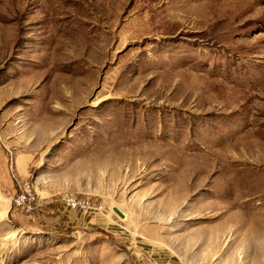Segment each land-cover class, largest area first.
I'll return each mask as SVG.
<instances>
[{
	"label": "rangeland",
	"instance_id": "1",
	"mask_svg": "<svg viewBox=\"0 0 264 264\" xmlns=\"http://www.w3.org/2000/svg\"><path fill=\"white\" fill-rule=\"evenodd\" d=\"M0 264H264V0H0Z\"/></svg>",
	"mask_w": 264,
	"mask_h": 264
},
{
	"label": "built area",
	"instance_id": "2",
	"mask_svg": "<svg viewBox=\"0 0 264 264\" xmlns=\"http://www.w3.org/2000/svg\"><path fill=\"white\" fill-rule=\"evenodd\" d=\"M68 203L73 208H81L84 210H90L92 208V204L89 200L68 199Z\"/></svg>",
	"mask_w": 264,
	"mask_h": 264
},
{
	"label": "water",
	"instance_id": "3",
	"mask_svg": "<svg viewBox=\"0 0 264 264\" xmlns=\"http://www.w3.org/2000/svg\"><path fill=\"white\" fill-rule=\"evenodd\" d=\"M115 212L122 215V213L118 209H115Z\"/></svg>",
	"mask_w": 264,
	"mask_h": 264
},
{
	"label": "bare ground",
	"instance_id": "4",
	"mask_svg": "<svg viewBox=\"0 0 264 264\" xmlns=\"http://www.w3.org/2000/svg\"><path fill=\"white\" fill-rule=\"evenodd\" d=\"M6 214H7V213H3V214H1V217L4 218V217L6 216Z\"/></svg>",
	"mask_w": 264,
	"mask_h": 264
}]
</instances>
